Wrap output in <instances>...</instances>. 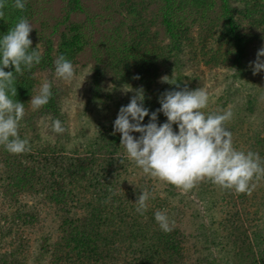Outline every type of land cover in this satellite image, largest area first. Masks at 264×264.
Listing matches in <instances>:
<instances>
[{
	"label": "trees",
	"instance_id": "trees-1",
	"mask_svg": "<svg viewBox=\"0 0 264 264\" xmlns=\"http://www.w3.org/2000/svg\"><path fill=\"white\" fill-rule=\"evenodd\" d=\"M13 5L6 0L0 37L26 17L42 60L14 73L13 99L25 107L18 134L31 150L11 154L0 145V264H61L74 257L77 264H264V177L253 181L261 191L249 212L256 225L238 246L233 222L237 200L247 192L217 186L216 195L201 182L185 192L143 173L120 146V134H113L120 107L134 95L125 94L124 85L143 86L151 113L165 90H195L212 78L224 88L215 102L229 105L233 114L225 123L233 147L258 153L264 166V90L251 86L245 99L238 95L264 46V0H26L23 11ZM96 32L101 40L95 44ZM87 50L91 59L83 55ZM60 55L73 63L69 81L55 76ZM165 75L180 87L162 83ZM82 79L88 94L80 99V123L68 108ZM45 80L53 95L33 110L31 96ZM54 119L62 122V134L51 130ZM166 120L158 115L159 124ZM135 171L140 178L125 186L126 175ZM142 190L150 193L143 215L135 204ZM22 196H41L54 206L57 233L33 202L20 203ZM156 211L167 214L171 232L160 229Z\"/></svg>",
	"mask_w": 264,
	"mask_h": 264
},
{
	"label": "clouds",
	"instance_id": "clouds-1",
	"mask_svg": "<svg viewBox=\"0 0 264 264\" xmlns=\"http://www.w3.org/2000/svg\"><path fill=\"white\" fill-rule=\"evenodd\" d=\"M6 0H0V19ZM16 9L23 11L26 0H14ZM33 30L26 17L0 37V145L11 154L30 151L29 141L21 139L18 134L20 121L25 113L24 103L14 100L17 89L14 86V73H23L41 62L42 56L37 46L32 48L29 38ZM14 66V71H5ZM253 75L264 71V46L256 53V59L250 62ZM55 76L69 81L74 77L73 63L64 55L54 61ZM139 79V76L134 77ZM162 83L171 82L167 75L160 78ZM52 84L45 80L37 95L31 96L33 110H38L49 103L53 93ZM123 92H133L130 102L121 106L113 122V134H120V146L127 157L141 168L143 173L167 182L187 192L195 184L205 179L226 190L239 193H251L256 187L254 179L264 177L258 153H245L233 147L232 133L225 123L232 118L230 110L222 113L205 115L201 109L208 105L209 95L203 88L189 90H165L160 94V107L150 113L144 106L145 90L143 86L133 89L123 86ZM167 118L163 124L158 123V115ZM149 117L147 124L143 121ZM176 125L178 131H174ZM51 130L62 134L65 128L59 119L51 122ZM133 133H139L134 136ZM123 163V161H121ZM150 193L142 190L135 204L136 212L143 215L147 210ZM155 221L160 229L171 232L172 227L165 212L156 211Z\"/></svg>",
	"mask_w": 264,
	"mask_h": 264
},
{
	"label": "rangeland",
	"instance_id": "rangeland-1",
	"mask_svg": "<svg viewBox=\"0 0 264 264\" xmlns=\"http://www.w3.org/2000/svg\"><path fill=\"white\" fill-rule=\"evenodd\" d=\"M55 6L57 7L58 5L55 4ZM101 37L103 38V35H101ZM100 40H101V38H100L99 33L98 32L94 33L93 41L95 42V44ZM54 42H55V40H54ZM91 52H92V50L85 51L83 53L84 57L86 59H91L90 58ZM204 66L205 65H202V68H204ZM186 74L191 75L192 71H190V70L187 71V69H186ZM234 83L240 84V82H238V81H235ZM246 84L247 85L245 87L241 86V89L238 93V95L241 99H245V97L248 96L249 92H251V88H250L251 86H255V89L261 88L262 90H264V71H262L256 75H253V73H249V75L247 76V79H246ZM75 86H76L75 102L72 100L68 110L71 113V119L73 120V122L75 120V121H79L80 123H83V121H82L83 115L81 114L82 113V103L80 104V99L84 97V96L82 97V93L85 95L88 94V92H87L88 85L86 83V80L82 79V80H78L77 82H75ZM202 88L209 95L208 105L206 108L201 110L202 112H204L205 114L208 112H210V113H222L223 111L227 110L229 105L224 104L223 108H221L222 105L215 102L217 95H224L221 93V91L224 93V91H223L224 88L220 86V83H218L217 80H215V79L213 80L212 78L206 79V81H204V87H202ZM246 88H248V90H246ZM222 97H224V96H222ZM67 100L68 99L66 98V104L68 103ZM222 101H224V100H222ZM261 104L264 105V95H263V100H262ZM106 114H109V113H106ZM99 117H104V116H99ZM139 178H140V173H137V172H136V175L135 174H131L129 176L126 175L125 186L132 188L134 186V183ZM144 180H146V179H144ZM208 181L209 180L205 179V180L199 181V182H201L202 188L206 189V191L213 189L215 191L216 195H219L220 191H219L217 185L213 184L212 182L210 184H208ZM199 182H197V183H199ZM177 190H179V189H177ZM260 195H261V191L255 187V189L253 191H251L250 194L245 193L244 195L241 196L240 199L237 200V204H236L237 205V211H239L238 220L236 218L235 221L233 222V225L237 226L235 228V234H238V240H237L238 246L243 245L242 239L245 238V236L248 234L250 227L251 226L254 227L256 225V220L251 218L252 215H250L249 212L252 211L253 207L255 206V205L251 206L253 203L252 198L253 197L258 198ZM193 196H194L193 194H190L191 198ZM195 200H197V199L195 198ZM19 201L21 204L26 202V201H29L30 203L33 202V209L38 210L37 212L40 213V215L44 216L45 222L49 221V223H48V226L50 227L49 229H52L57 233L58 226H60V224L58 222V219L55 216L53 217L54 206L47 204L46 201H43V197H41V196L38 198H35V199L30 198L29 196H22V197H20ZM125 212H127V210H125ZM202 214H203V211H201V215ZM224 215L225 214L222 212V213H220L219 216L224 217ZM225 219L228 221V216H225ZM236 220H237V222H236ZM42 222H44V221H42ZM77 222L79 223L80 221H77ZM228 223H230V222L228 221ZM225 224H227V222ZM230 229H233V228H231V224H230ZM32 233H34V232H32ZM191 240H193V239H191ZM237 249L238 248H236L235 250H237ZM79 260L80 259H77L74 257V260L65 261L61 264H65V263L77 264L79 262Z\"/></svg>",
	"mask_w": 264,
	"mask_h": 264
}]
</instances>
